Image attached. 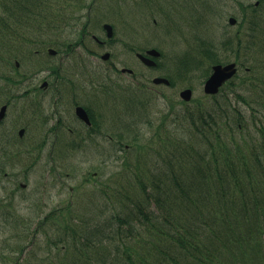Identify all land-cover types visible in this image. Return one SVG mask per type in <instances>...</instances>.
<instances>
[{"label": "trees", "instance_id": "16d2710c", "mask_svg": "<svg viewBox=\"0 0 264 264\" xmlns=\"http://www.w3.org/2000/svg\"><path fill=\"white\" fill-rule=\"evenodd\" d=\"M9 1L17 10L10 13L21 23L43 21L41 11L52 24L70 21L58 0ZM258 1V7H245L238 33L220 45L225 50L234 42L248 72L229 83L227 93L194 101L172 122L164 116L154 127L148 123L151 134L123 126L132 140H120L122 171L98 192L106 204L85 211L86 218L69 206L66 214L74 219L63 217L39 241L46 243L44 259H55L54 264H264V122L255 140L250 133L242 137L245 119H264V0ZM199 42V50L178 63L182 80L199 68L206 77L210 65L221 63L217 47ZM229 93L250 111L235 110ZM92 124L97 130L98 123ZM149 158H165L171 166L177 160L179 171L149 177L142 170ZM185 165L190 174H183ZM53 218L49 213L47 219Z\"/></svg>", "mask_w": 264, "mask_h": 264}, {"label": "rangeland", "instance_id": "374dc122", "mask_svg": "<svg viewBox=\"0 0 264 264\" xmlns=\"http://www.w3.org/2000/svg\"><path fill=\"white\" fill-rule=\"evenodd\" d=\"M77 1L79 0H58V7L64 9L67 17L73 16L72 25L69 28L74 29L55 30L47 38L50 37L53 40L60 38L63 44H66L64 42L74 44L79 38L78 31H76L79 26L77 28L75 24L89 21L92 27V29L88 28L89 33L91 32L100 39H105L101 25L107 23L113 26L114 37L110 45L107 44L106 47L101 48L88 39L85 45L93 51L92 56L86 54L83 48L75 52V60L79 65L83 63V68L80 67V69L84 73L82 78L84 81L88 78L85 73H88L91 82L100 88L98 92L102 93L106 90L109 102L108 106H102V109L108 118L118 122H99L100 131L94 133L95 135L85 137L82 133H86V129L80 122H63V124L60 122V125L55 120L46 122L44 125L42 122L29 123V112L26 114V118L17 122L14 118L16 119V114L20 113L21 108L9 113L10 117L0 127V155L2 147L4 159H7L3 168L0 167V264L55 263V259H44L47 256L46 243L39 241L46 236L50 228H54L53 224L59 226L58 222L63 221V217L66 220L74 219L66 214L70 200L72 201V210L77 212L74 214L81 218H86L87 214L84 212L93 206L106 204L105 198H101L98 190L103 189L104 184L113 185V176L122 171L123 153L119 142L123 141L122 143L125 144V141L132 140L131 137H128L123 126L131 124L134 128H140L144 131L143 133L151 134L154 130L153 127L164 116H167V122H172L175 116L183 115L186 107L193 108L194 101H204L203 82H201L204 77L201 68L193 71L188 80L182 81L174 75L179 73L172 62L177 63L178 57H183L179 55L186 51V41L190 44L189 48H194L196 51H198L196 47L199 46L200 40L208 41L217 47L218 58L221 61L234 62L235 54L224 51L220 46L229 36L234 37L240 28L239 25L230 26L228 18L233 16L240 23L242 13L246 10L245 7L257 0H193L190 8L186 6L185 12L176 9V7H173L172 11L170 5L160 1L164 6V11L160 13L152 9L155 0L146 2L151 7L150 12L143 7L142 10H135L128 0H85L88 5L91 4V8L95 4L93 10L81 9L77 11ZM134 1L139 2V0ZM5 5L13 8L9 0L5 1ZM5 5L0 0V7ZM208 7L212 10H209ZM40 13L41 16H44L43 11ZM177 13L182 15L179 24L183 31L168 36L166 43L161 44V40H166V37L161 33V30H165L163 24L166 23V26L169 27L171 22H175ZM153 20L159 24L153 25ZM44 21L43 18L41 23ZM93 22L95 26H92ZM128 25L134 30L132 34L126 29ZM43 33H38L39 37L46 40ZM20 36L22 33H18L15 38H22ZM28 38L37 39L31 32L28 34ZM39 48L41 46L37 45L36 50ZM51 48L55 50L59 46H51ZM128 48L138 50L155 48L163 52L164 57L159 58L158 62L164 67L155 70L145 68L128 51ZM59 49L62 53L65 52L64 47ZM104 52L111 54L108 62H103L99 58ZM59 57L60 55L53 58V64L59 63ZM244 60V57L240 56L238 63ZM114 67L118 70L130 69L135 76L121 75L112 70ZM241 74L242 71L238 73L239 76ZM163 75L165 77L167 75L174 76V86H153L151 80L154 77H163ZM41 78L42 76L38 78V81ZM113 83L115 84L113 85ZM184 88L192 89V98L186 103L178 95ZM228 91V89L225 90L226 93ZM10 93H18L17 86L13 87ZM227 96L235 110L241 113L246 110L250 111L243 102L236 100L234 93H229ZM133 97L137 101L132 100ZM105 98L102 97L104 100ZM5 99V97L0 98V103ZM101 103L103 104V102ZM107 108L110 111H107ZM252 122L254 121H251L250 117L248 120L245 119L246 126L243 129L242 137H246L250 133L249 135L255 140L256 133L259 135L258 127L264 122V119L259 117V122L258 120L255 123ZM148 123L153 127L149 128ZM20 128L25 129L23 140L18 138ZM54 129L57 130L54 131ZM79 133L84 139H80ZM117 135L123 136V138L121 139ZM228 135L231 134L227 133ZM108 136H112V140H109ZM61 140L79 144V147L68 155L66 161H63L57 153ZM51 144L56 148V150L52 149L53 155L56 156V165H50L46 159L47 153L51 150ZM167 161L165 158H149L146 166H142L144 167L142 170L145 171L144 173L147 172L149 177L168 174L171 169L179 171L177 160L171 162L174 164L173 166L169 165ZM44 162L48 164H44ZM94 167L98 174L92 178L90 175L95 172ZM181 168L183 174H190V166L185 165ZM128 174L130 173L127 171ZM85 179H87L86 182ZM129 179H133V175ZM99 184L101 186H98ZM131 185H134L133 181ZM69 188L75 189L72 197H70ZM94 192L99 195L89 201L91 193ZM115 203L117 202L114 201L113 204ZM52 212H54L55 218L40 225L45 215ZM36 229H38V234L35 238ZM31 239L33 243L29 242Z\"/></svg>", "mask_w": 264, "mask_h": 264}, {"label": "flooded vegetation", "instance_id": "af4514ba", "mask_svg": "<svg viewBox=\"0 0 264 264\" xmlns=\"http://www.w3.org/2000/svg\"><path fill=\"white\" fill-rule=\"evenodd\" d=\"M161 1L172 6V10L173 7H176V9L184 12L186 6L190 8L193 4V0ZM128 2L131 5L134 4L132 0H128ZM156 11L158 13L163 12L164 6H157ZM13 26L10 23H0V98H6L0 103V109L3 106L6 107L5 117L0 122V127L10 117L11 114L9 113L17 111L19 107L21 108L20 113L16 114V119L14 118L17 122L22 118H26L28 112L30 116L29 123L42 122L44 125L46 122H52L53 120L55 122H86L85 119L77 116L75 110L78 107L83 108L88 122H118L115 119L108 118V115H105L102 109V106H108L109 102L106 90L102 93L98 92L100 88L91 82L88 73H85L88 78L84 81L82 79L84 73L80 69V67L83 68V63L79 65L75 60L74 51L83 49L82 47L88 40L82 38L78 45L69 47L67 52L62 53V51L56 50L57 54L53 56L50 55V48L36 50L37 45L41 47L43 45L42 40L39 38H25L26 35L22 38H15L18 33L8 30ZM161 31L162 36H166L164 29ZM31 33L35 35L34 32ZM49 34H51V25L45 23L43 35L47 38ZM49 38L46 39V45L51 41ZM89 40L98 47H106L104 41L96 40L93 37ZM162 43H164V40H161ZM147 51L148 49H145L142 55L146 56ZM84 52L90 56L93 54V51L88 48L84 49ZM59 53V63L53 64L52 57L58 56ZM139 62L141 65L145 64L141 59ZM40 76L42 78L38 81ZM16 86L18 93L11 94L12 88ZM102 97H106L105 100ZM107 111H110V109L107 108ZM24 133H22V136L18 133V138L23 140ZM107 138L110 140L109 137ZM1 149L0 167L3 168V165L7 163V159H4V149L2 147ZM46 159L50 165H56L55 159H53L52 147L50 152L47 153ZM61 159L66 161L67 154L61 156ZM44 164L48 163L44 162Z\"/></svg>", "mask_w": 264, "mask_h": 264}, {"label": "water", "instance_id": "95a60500", "mask_svg": "<svg viewBox=\"0 0 264 264\" xmlns=\"http://www.w3.org/2000/svg\"><path fill=\"white\" fill-rule=\"evenodd\" d=\"M255 5H258V3L256 2ZM229 23L233 25V24H235V20L231 18L229 20ZM104 26L107 29V36L109 37L111 35V27L108 25H104ZM150 54L151 55L152 54L158 55V53L155 51H152V52L150 51ZM102 57H103V59H106L108 57V54H106ZM142 59H144V58H142ZM144 61L146 62L145 59H144ZM212 70H213L212 75L205 82V85H204L205 94H211V95L216 94V92H218V90L222 86V84L226 80L230 79L236 73V68H235L234 64H229V65H226L223 67L220 65L213 66ZM153 82L155 84H160V83H163V85L168 84V81L166 79H162V78H156L153 80ZM179 95L185 102L189 101L191 99V91L189 89L182 91ZM4 109L5 108H2V110L0 111V119L3 117ZM79 111L84 113L83 110L77 109L78 113H80ZM84 115H85V113H84ZM85 119H86V117H85ZM85 123L89 124V122H85ZM20 133H22V131Z\"/></svg>", "mask_w": 264, "mask_h": 264}]
</instances>
